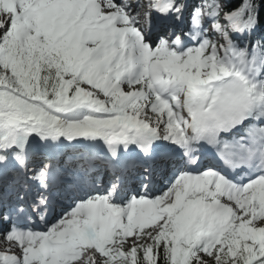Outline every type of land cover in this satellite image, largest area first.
Returning a JSON list of instances; mask_svg holds the SVG:
<instances>
[{
    "label": "snow or ice",
    "instance_id": "1",
    "mask_svg": "<svg viewBox=\"0 0 264 264\" xmlns=\"http://www.w3.org/2000/svg\"><path fill=\"white\" fill-rule=\"evenodd\" d=\"M0 242L264 264V0H0Z\"/></svg>",
    "mask_w": 264,
    "mask_h": 264
},
{
    "label": "bare ground",
    "instance_id": "2",
    "mask_svg": "<svg viewBox=\"0 0 264 264\" xmlns=\"http://www.w3.org/2000/svg\"><path fill=\"white\" fill-rule=\"evenodd\" d=\"M1 244V243H0Z\"/></svg>",
    "mask_w": 264,
    "mask_h": 264
}]
</instances>
